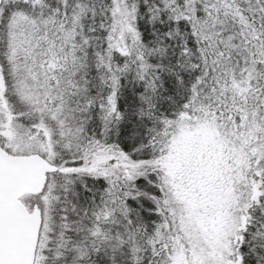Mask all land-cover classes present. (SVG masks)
Returning a JSON list of instances; mask_svg holds the SVG:
<instances>
[{
	"label": "snow or ice",
	"instance_id": "obj_1",
	"mask_svg": "<svg viewBox=\"0 0 264 264\" xmlns=\"http://www.w3.org/2000/svg\"><path fill=\"white\" fill-rule=\"evenodd\" d=\"M0 264H264V0H0Z\"/></svg>",
	"mask_w": 264,
	"mask_h": 264
}]
</instances>
